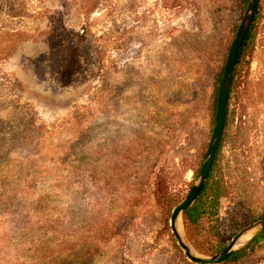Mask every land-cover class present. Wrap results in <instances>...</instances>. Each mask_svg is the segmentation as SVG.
I'll return each mask as SVG.
<instances>
[{
	"label": "rangeland",
	"instance_id": "1",
	"mask_svg": "<svg viewBox=\"0 0 264 264\" xmlns=\"http://www.w3.org/2000/svg\"><path fill=\"white\" fill-rule=\"evenodd\" d=\"M177 3L0 0V132L46 127L54 137L43 144L47 159L39 158L66 163L63 195L39 208L63 206L62 233L49 239L63 241L61 250L45 259L27 242L2 248L9 253H0V264H199L178 244L171 215L176 244L163 228L155 193L163 197L161 176L181 197L198 180L216 122L211 128L217 79L248 7L241 19L228 0ZM260 24L253 76L264 58V11ZM245 112L237 144L259 180L264 97ZM258 190L263 209L264 184ZM179 231L195 253L211 256L192 245L183 216Z\"/></svg>",
	"mask_w": 264,
	"mask_h": 264
},
{
	"label": "trees",
	"instance_id": "2",
	"mask_svg": "<svg viewBox=\"0 0 264 264\" xmlns=\"http://www.w3.org/2000/svg\"><path fill=\"white\" fill-rule=\"evenodd\" d=\"M178 1L173 0L174 4L168 5L179 6ZM249 2L228 0V10L233 17L242 19ZM212 5L215 14L218 3L213 2ZM263 11L264 2L260 0L238 54L224 133L207 182L194 204L182 213L190 242L207 255L222 252L235 234L264 219V208H259L260 203L256 198L259 186L264 184V172L259 180L252 175L255 173L253 158L240 151L242 145L237 144V137L243 133L241 127H248L249 121L242 119L246 109L256 96L264 97V58L260 60L258 73L253 76L250 72V65L257 53ZM224 69L225 64L217 79L211 128L217 113L218 90ZM53 137V131L46 130V127L22 130L9 127L0 132V253H9L8 250L4 251L6 248L18 250L30 242V249L39 250L43 258L49 259L64 244L62 241L55 246L49 245V239L61 235L65 225L62 203V208L55 210L39 209L45 199L54 201L63 195L61 178L66 163L61 159L49 161V164L40 159H47L43 144L50 143ZM59 163L62 164L60 167ZM159 179L163 197L155 194L158 206L166 211L163 228L175 242L169 218L172 209L185 196L181 197L180 190L174 187L169 189L165 177ZM177 249L180 251L178 246ZM260 253H264V230L235 250L223 264H264L261 263ZM59 264H77V260L66 258Z\"/></svg>",
	"mask_w": 264,
	"mask_h": 264
},
{
	"label": "water",
	"instance_id": "3",
	"mask_svg": "<svg viewBox=\"0 0 264 264\" xmlns=\"http://www.w3.org/2000/svg\"><path fill=\"white\" fill-rule=\"evenodd\" d=\"M260 0H250L246 13L243 17V20L238 28L236 36L232 42L228 58L226 61L224 73L220 82L219 88V96L217 103V113H216V122L213 130L211 142L206 154V159L203 163V166L199 172L198 180L192 185L189 192L185 196V198L177 204L171 214L170 225L172 231L178 241V244L184 250L185 255L193 262L199 264H221L227 261L232 253L239 249L241 246L245 245L252 237H254L259 231L264 230V219L259 221L258 223L244 229L240 233H238L231 243L220 253L206 256L201 255L199 253H195L192 250V247L188 240L186 241L180 231H179V222L180 218H182V213L185 209L192 206L194 202L200 196L206 182L208 179L209 172L211 170L212 164L218 152L220 142L222 139L225 121L228 111L229 104V95H230V87L232 82V77L235 71L236 62L238 58L239 51L243 44V41L247 35V32L255 18ZM248 239L245 244L240 245L243 239ZM242 241V242H241Z\"/></svg>",
	"mask_w": 264,
	"mask_h": 264
},
{
	"label": "bare ground",
	"instance_id": "4",
	"mask_svg": "<svg viewBox=\"0 0 264 264\" xmlns=\"http://www.w3.org/2000/svg\"><path fill=\"white\" fill-rule=\"evenodd\" d=\"M181 226H182V225H181ZM183 238H184V237H183ZM245 239H246V238H245ZM245 239H243L242 241H244ZM242 241H241V242H242Z\"/></svg>",
	"mask_w": 264,
	"mask_h": 264
}]
</instances>
